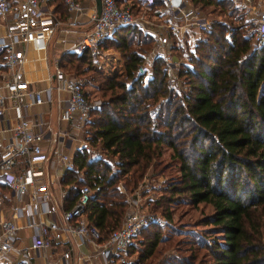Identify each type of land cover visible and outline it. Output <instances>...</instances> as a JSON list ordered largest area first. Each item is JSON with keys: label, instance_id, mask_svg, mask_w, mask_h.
<instances>
[{"label": "trees", "instance_id": "obj_1", "mask_svg": "<svg viewBox=\"0 0 264 264\" xmlns=\"http://www.w3.org/2000/svg\"><path fill=\"white\" fill-rule=\"evenodd\" d=\"M191 2L200 10L226 5L227 9L221 8L225 17L234 15L232 0ZM58 6L55 3V13ZM59 14L60 18L67 16ZM234 21L239 23L241 16ZM142 34L133 27H120L100 45L101 49L120 51L123 73L119 75L105 78L91 69L93 54L89 49L66 58L84 63L97 74L91 79L98 81L95 87L102 105L85 125L86 141L97 154L76 150L73 170L64 171L61 178L62 186H70L64 207L72 206L82 186L99 185L100 191L90 194L83 215L100 238L107 239L128 212L118 185L124 183L126 190L134 191L152 161L167 147L180 175L163 186V198L154 205L163 207V201L168 206L187 203L211 208L203 225L212 228L214 238L198 246L208 253L211 264H264L260 241V219L264 218V46L252 42L249 29L212 24L198 41L195 56L190 55L188 65L179 70L188 87L182 92L171 88L160 60L154 62L147 81L134 77L141 58L132 45H151L152 40ZM155 108L157 115L150 117ZM164 210L170 221L171 211ZM143 234L148 236L144 239ZM139 236L143 247L136 250L133 242L128 250V257L131 251L138 254L137 261L123 264H143L162 238L155 225L141 228L135 239Z\"/></svg>", "mask_w": 264, "mask_h": 264}, {"label": "built area", "instance_id": "obj_2", "mask_svg": "<svg viewBox=\"0 0 264 264\" xmlns=\"http://www.w3.org/2000/svg\"><path fill=\"white\" fill-rule=\"evenodd\" d=\"M172 1L139 0L133 4L132 0H101L99 14L94 9L87 16L77 0H64L69 18L63 23L46 9L45 0H0V264H18L31 252L44 251L50 241L68 242L70 238L77 244L95 246L94 255L105 264L130 263L128 250L140 229L167 223L164 216L143 212L137 206L107 239H101L83 215L90 194L100 191L95 183L82 186L72 206L61 209L56 191L60 197L64 191L58 183L57 169L73 170V164L57 138L78 139L73 133H83L81 127L85 128L90 114L99 110L102 102L88 99L82 81L57 63L48 78L50 83L44 87L35 85L39 80L27 77L25 67L38 63L39 55L45 61L50 38L58 27L65 36L79 35L72 48L81 53L85 49L96 51L118 28L129 26L153 42L148 53L140 55L134 77L148 79L153 59L160 60L168 67L171 88L178 91L182 86L179 63L188 65L189 56L171 62L172 52L179 48L190 55L214 22L191 0H178L177 5ZM255 13L252 42L264 46V6L256 7ZM85 16L87 27L79 31L85 27L81 23ZM165 101L160 99L161 103ZM42 105L57 107L56 133L37 113ZM157 112L153 109L150 117ZM51 138V145L44 149V142ZM82 143L78 150L89 151L88 143ZM21 227L31 230L28 246L17 245ZM68 256V252L62 254L64 259Z\"/></svg>", "mask_w": 264, "mask_h": 264}, {"label": "rangeland", "instance_id": "obj_3", "mask_svg": "<svg viewBox=\"0 0 264 264\" xmlns=\"http://www.w3.org/2000/svg\"><path fill=\"white\" fill-rule=\"evenodd\" d=\"M77 1L88 13L87 16L93 13L92 11L95 9L94 0ZM234 1L235 2H233V4H230V9H234V15L231 19L225 17V12L221 10V8L224 10L227 9L226 5L222 7L210 6L201 10V13L212 20L214 23H225L227 25L231 24L233 28L239 26L246 28L247 30L249 29V31L252 32L251 22L255 19V16L257 14L255 13V4L253 0H250V2H248L247 0ZM57 2L59 3L58 12L55 13V3ZM135 3L139 2H137L136 0ZM45 7L58 18H60L59 13L67 15L66 18H60L63 23L69 18V14L66 13L64 0H45ZM136 8L138 7L135 6L134 9L137 10ZM87 16L83 18L81 23H83V21H86ZM237 16H241V21H239V23L234 21ZM63 23H61V25ZM84 25L85 27H80L79 31L87 27V24L83 23V26ZM142 35L146 37L148 36L146 34ZM78 36V34H69L65 36L63 32L60 31V27H58L53 32L50 38L44 65L52 74L54 71V65L57 63L63 68L62 70L74 75L76 78L82 81L83 89L88 94V99L100 100L98 98L100 92H98L95 87L98 81L93 82L91 79L92 77H94L95 79L97 77V74L87 69L84 63L77 62L72 58L71 61H66V58L70 55L74 54L76 56L80 54L77 52V50L72 48V45L77 42ZM151 47L152 45H150V43L143 45L134 42L132 45V49L139 56L148 53ZM196 47L197 44L194 48V51L190 53V55L195 56ZM142 49L145 50L143 51ZM185 53L182 49L175 48V52H172L171 54V57L173 55V59L171 58V62L177 61L179 58L185 60L186 58H188V56L190 58L189 53H187L186 51ZM92 54L93 58L91 60V63L93 64L91 69H95V71H98L100 73V76L106 78L114 74L119 75L123 73V62L119 50L114 48L105 50L97 47L96 51L92 52ZM41 58L43 59V57ZM155 61L156 60L153 59L152 68ZM162 63L164 64L167 71V65L164 62ZM179 65L180 66L178 67V70L184 67L182 66L181 62L179 63ZM76 67H79V71H75ZM30 68H28V71L34 70V67L31 64ZM36 68H38V65H36ZM148 79L144 81H147ZM39 80L42 79L40 78ZM180 81L182 84V89L180 88V90H182V92L188 91V87L185 86L184 83H182L181 78ZM82 129H84L83 133H80V131L78 130L75 131L76 134L73 133L72 135L75 136V138H80L76 141L78 148H82V141H86V129L81 127V130ZM88 146L89 151H87V153H90L91 155L97 154L95 149L90 147L89 143ZM171 156L172 151L167 147H164L161 150L160 157L156 160V162L154 160L152 161L151 165L146 170L141 180L138 182L134 191L126 190V187L123 185L124 183L119 184V186H121L119 187V191L123 193L127 203L132 202L129 200V197H131V199H135L137 203L139 202V210L143 212L145 211L149 213L159 214L164 217V209H166L167 211H171L170 221H168V219L165 217L167 219V223L165 225H155L160 230L162 238L157 244V247L153 254L149 256L143 264H211L212 260L208 253L205 250L198 248L200 243L204 241L212 242V239L214 238L212 228L210 226L203 225V219L211 213V208L203 204L193 206L187 203L168 206L163 203V201V207L154 205L156 202L158 204V202H160V199L163 198L164 194L160 192L163 186L167 183H170L171 181H175L174 179H178L180 175L178 171V163ZM153 164H155V166ZM146 236L148 235L143 234L144 239ZM140 239H142L141 236L134 240L133 245L135 246L136 250H138L139 247H143L142 245H140ZM260 241L264 245V218L260 219ZM129 255V259H131V261H137V253H132L131 251Z\"/></svg>", "mask_w": 264, "mask_h": 264}, {"label": "crops", "instance_id": "obj_4", "mask_svg": "<svg viewBox=\"0 0 264 264\" xmlns=\"http://www.w3.org/2000/svg\"><path fill=\"white\" fill-rule=\"evenodd\" d=\"M235 2L234 0H232ZM250 2V0H247ZM255 6L254 9L258 6H264V0H253ZM159 3V1H157ZM156 9V8H155ZM153 9V11L155 10ZM88 15V14H87ZM83 20V19H82ZM88 24V20L83 21V23ZM153 44L151 40V45ZM40 59L38 63L31 64L34 67V70L28 71V78L33 80H39L40 82L36 83L40 87H44L48 85L50 82L48 78L52 75L48 68L42 63L43 59L41 58L42 55H39ZM38 65V68H36ZM30 66V65H29ZM45 67L46 71H42ZM31 69V68H30ZM41 73V74H40ZM45 80V81H43ZM37 113H41V117L49 121L52 126L53 132H57L58 126L56 124V116H57V107L55 105H51L48 107L47 105H42L37 109ZM1 136V135H0ZM2 137V136H1ZM57 141L60 146L63 147V151L72 159V156L76 150H78V145L76 144L77 139L63 141L62 138H57ZM52 143V138L47 139L44 142V149H46ZM51 167L53 164L51 163ZM64 171H66L63 167H59L57 169V177L58 183L63 188V194L61 197L56 191L58 198L60 199V205L62 210H66L67 208L64 207V198L68 192L70 186H62L61 178L63 176ZM119 186V185H118ZM121 187V186H120ZM119 189V187H118ZM132 202L128 203V213L131 212L132 209L136 208L139 205V202L135 201V199L131 200ZM139 207V206H138ZM126 214V215H127ZM23 224V221H20ZM31 230L29 228L21 227L17 231V245L19 247L28 246L31 243ZM95 246H89L86 244H77L74 239H69L68 242L65 241H50V245L44 251H35L31 252L28 259H24L23 261H19L18 264H105L103 260L97 257L94 252ZM64 252H68V258L64 259L62 254Z\"/></svg>", "mask_w": 264, "mask_h": 264}, {"label": "water", "instance_id": "obj_5", "mask_svg": "<svg viewBox=\"0 0 264 264\" xmlns=\"http://www.w3.org/2000/svg\"><path fill=\"white\" fill-rule=\"evenodd\" d=\"M94 2H95V13L99 14L100 8H101V0H94ZM177 3H178V0L172 1L173 5H177Z\"/></svg>", "mask_w": 264, "mask_h": 264}, {"label": "bare ground", "instance_id": "obj_6", "mask_svg": "<svg viewBox=\"0 0 264 264\" xmlns=\"http://www.w3.org/2000/svg\"><path fill=\"white\" fill-rule=\"evenodd\" d=\"M42 63L45 64V61L43 60ZM25 68H26V75H27L28 74V68H30V66L27 65ZM42 71H46L45 67L42 69ZM27 77H28V75H27Z\"/></svg>", "mask_w": 264, "mask_h": 264}]
</instances>
